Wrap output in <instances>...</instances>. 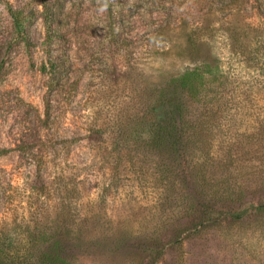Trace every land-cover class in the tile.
I'll return each mask as SVG.
<instances>
[{
    "label": "rangeland",
    "instance_id": "rangeland-1",
    "mask_svg": "<svg viewBox=\"0 0 264 264\" xmlns=\"http://www.w3.org/2000/svg\"><path fill=\"white\" fill-rule=\"evenodd\" d=\"M41 4L65 45L55 83ZM231 30L253 55L231 52ZM210 56L220 60L223 88L211 98L227 104L226 133L264 134V0H0V232L39 218L52 224L69 202L73 213L95 218L82 227L119 236L169 214L133 156L143 97ZM238 158L243 182L264 178V145L252 141ZM256 230L243 226L231 246L212 234L186 243L184 264H256ZM131 256L101 243L84 264H127ZM162 264H178L176 251Z\"/></svg>",
    "mask_w": 264,
    "mask_h": 264
},
{
    "label": "trees",
    "instance_id": "trees-1",
    "mask_svg": "<svg viewBox=\"0 0 264 264\" xmlns=\"http://www.w3.org/2000/svg\"><path fill=\"white\" fill-rule=\"evenodd\" d=\"M41 5L46 14L48 71L55 83L64 65L60 57L65 45L54 37L52 9ZM12 14L16 28L22 30V13ZM233 32L228 39L231 52L253 55ZM198 63L143 97V134H138L133 156L136 164H142L137 172L143 170V184L158 191L159 208L169 214L143 232L130 230L119 236L82 227L95 218L77 215L70 202L63 203L52 224L39 218L26 230L14 227L0 232V264H84L101 243L128 247L132 256L127 264H162L171 250L176 251L178 264H184L186 243L212 234L231 246L236 237L243 238L240 228L247 224L258 229L255 263L264 264V196L255 199L264 191V178L243 182L238 164L240 150L252 141L263 146L264 134L226 133L227 104L211 98L223 88L215 78L220 60L210 56ZM52 102L53 98L45 103L47 119L52 116Z\"/></svg>",
    "mask_w": 264,
    "mask_h": 264
}]
</instances>
